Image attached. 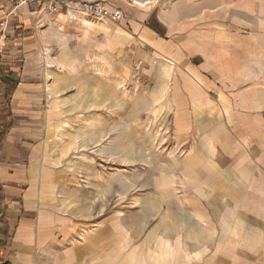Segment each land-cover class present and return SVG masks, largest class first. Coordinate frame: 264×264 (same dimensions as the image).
Masks as SVG:
<instances>
[{"label": "rangeland", "instance_id": "obj_1", "mask_svg": "<svg viewBox=\"0 0 264 264\" xmlns=\"http://www.w3.org/2000/svg\"><path fill=\"white\" fill-rule=\"evenodd\" d=\"M110 1L124 19L152 16L163 2ZM6 3L5 18L33 21L25 28L0 18V48L25 43L39 51L55 126L46 139L65 148L60 206L83 221L70 238L106 222L128 240L124 258L131 264H191L185 255L201 254L194 245L205 243L210 254L225 249L221 237L234 218L257 210L264 223V0L257 13L245 7L233 38L205 55L213 90L189 78L183 65L175 70L172 59L147 60L151 50L117 22L50 16L47 0ZM173 25L168 39L177 34Z\"/></svg>", "mask_w": 264, "mask_h": 264}, {"label": "crops", "instance_id": "obj_2", "mask_svg": "<svg viewBox=\"0 0 264 264\" xmlns=\"http://www.w3.org/2000/svg\"><path fill=\"white\" fill-rule=\"evenodd\" d=\"M247 1L163 0L160 11L155 6L152 16L144 13L135 19L128 13L117 24L151 50L147 60L172 59L170 64L175 65V70L178 64L183 65L182 70L189 78L213 90L204 72L209 69L205 55L233 38L231 35L239 27L245 7L257 13L258 0ZM123 2L130 5V0ZM36 3L43 5L40 1ZM102 3L123 10L110 0ZM7 7L6 0H0L1 20L14 21V25L21 23L25 28L33 22L31 16L16 18L11 14L5 18L3 8ZM175 23H178L177 34L168 39ZM11 37L8 41L19 40ZM23 44L21 48H0V132L6 127L0 135V264H131L130 258H124L128 240L118 237L120 230L114 224L100 222L70 238L72 231L81 229L83 221L69 219L60 206L59 191L65 183L66 172L59 159L65 148L60 142L51 143L46 139L55 126L50 118L49 95L44 90L40 60H37L39 51ZM8 63L10 67L3 68ZM162 68L168 74L165 64ZM217 101L219 105L225 104L222 96ZM211 110H214L213 116L219 114L215 108ZM51 149L56 155L49 153ZM248 213L246 220L234 218L229 224V233L221 237L227 240L226 246L221 242L225 249L210 254L205 251V243L194 245L201 254L191 257L189 252L185 255L187 262L264 264V223L259 211Z\"/></svg>", "mask_w": 264, "mask_h": 264}, {"label": "built area", "instance_id": "obj_3", "mask_svg": "<svg viewBox=\"0 0 264 264\" xmlns=\"http://www.w3.org/2000/svg\"><path fill=\"white\" fill-rule=\"evenodd\" d=\"M8 1L15 6L25 2V0ZM46 12L50 16L63 14L70 20L87 17L93 20L109 19L113 22H120L124 19V14L121 9L110 8L104 3L94 1L72 3L68 0H47Z\"/></svg>", "mask_w": 264, "mask_h": 264}, {"label": "trees", "instance_id": "obj_4", "mask_svg": "<svg viewBox=\"0 0 264 264\" xmlns=\"http://www.w3.org/2000/svg\"><path fill=\"white\" fill-rule=\"evenodd\" d=\"M3 264H9L8 262H4Z\"/></svg>", "mask_w": 264, "mask_h": 264}]
</instances>
